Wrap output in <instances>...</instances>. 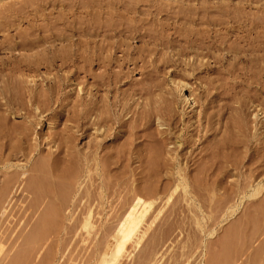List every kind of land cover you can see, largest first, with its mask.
I'll return each mask as SVG.
<instances>
[{
	"label": "rangeland",
	"instance_id": "1",
	"mask_svg": "<svg viewBox=\"0 0 264 264\" xmlns=\"http://www.w3.org/2000/svg\"><path fill=\"white\" fill-rule=\"evenodd\" d=\"M15 1H19L18 4ZM106 1L0 0V13L4 14L0 15V85L8 87L23 77H26L27 81L34 79L35 81L32 83L39 87L37 90L42 87L45 89L44 85L47 80L48 83L53 82L52 85H54V91L53 89L50 91L53 95L49 92V97L45 98L44 105L42 100L45 99L36 96L37 101L33 98V104L40 105L42 112L45 109L40 115L41 117L35 114L37 123H35L32 134L33 140H31L34 141L36 137L35 143L37 141L38 149L41 148L40 150L43 152L34 151L31 152L32 154H28V157L33 156L27 163V167L25 165V168L19 170V175V168H10L5 171L7 161L0 156V264H264V0H154L157 3L150 9L152 16L150 14L146 16L145 13L149 12L146 6L141 5L132 14L128 13L125 8L113 4L120 0H108L107 2L111 6ZM21 4L20 7L26 8L28 14L22 8L19 9L18 5ZM8 8L11 10L13 8V10ZM15 9H19V11L17 12ZM172 12L173 14H171ZM99 15L101 18L104 15L109 16L111 23L114 18L119 20L116 23L122 22V20L124 22L132 20V24L142 20L148 21L150 24L154 19L157 20L158 25L166 28V33L172 34L178 39L186 37L193 41V46L182 50L183 43L177 42L176 47L181 50H177V48L173 51L171 47L162 44L156 45L159 42H153L152 39V42L148 40V43L146 40L142 42L137 38L112 36L111 33L100 30L102 21L105 19L101 20L98 18ZM96 16L98 17L96 18ZM5 19L6 21H4ZM85 19H89L90 24L91 21L96 24L95 26L92 22L95 29L90 31L87 38L88 41H91L89 50L93 52L91 54L89 51L90 57L93 59L91 60L94 62L90 64L91 73L98 72V76L101 78L107 76L105 75L107 69L103 65L102 59L110 51H113L112 45L123 40L135 51L141 48L153 49L151 52L155 54L147 55L148 57H146L149 59L145 57L148 60L145 64L139 61L137 66L140 67H137L133 72L128 70L133 67L131 63H123L119 66L122 60L117 59L118 67L115 65L113 67L115 70H112L122 69L121 73L117 72L120 74L123 71L128 72L126 73L128 76H125L126 78H123L118 84L119 86L114 89L116 92L112 91L111 93V90L105 85H103V89L98 88L97 97L101 98L99 99L100 106L103 105L102 102L110 103L115 100L112 113L116 117L126 113L125 118L132 115L135 119L131 117L130 123H134L136 126L138 122L140 124L138 118L141 117L142 111L147 113L152 111L150 113L152 129L149 128L148 131L150 134L157 133L156 130L159 129L158 131L164 132H162L163 135L170 132L169 135H166L164 148L178 153V166L175 164L171 171L169 169V172H166L167 175L159 177L149 175L146 178L143 175L144 178H142L143 176L141 177L139 173L136 175V171L140 169L138 162L133 161L129 164L130 168H134L131 170H135L133 174L128 168L129 172L125 170L128 174L125 172H123L124 174L116 173L118 175L108 173L99 178L94 173L95 170L92 171L95 166L92 161L93 155L89 162L90 165L92 161V166H86L85 161L82 160L81 150L78 149L87 147L85 146L87 143H91L90 146L95 147L94 143L103 138L102 132L96 134L93 128H91L89 136L81 135L79 126L71 120L75 114L78 115L79 109L82 107L79 103L80 97L75 96L79 91L80 94L82 93L78 89L87 86L92 89L95 82L91 77L89 82H85L81 72L86 67V63L81 57L82 62L79 56L81 52L83 53L84 45L82 44L86 40L81 36L80 22L82 23ZM77 27L79 28L77 29ZM46 28L47 31H45ZM33 31H35V35L32 34ZM177 33L178 36H176ZM50 38L56 41L54 42ZM19 40L25 41L30 44L29 46L33 45V50L25 48L28 46L27 44H24L25 47L22 46L23 43H20ZM15 41L20 45L12 46ZM47 48L51 50L49 51L50 54L52 53L51 55L47 52ZM63 50L67 51L66 54ZM32 51H34L33 54ZM75 51L77 52L75 53ZM58 52L63 56L58 55ZM158 53L166 55L168 58L172 56L171 59H175V62L170 61L164 66L165 69L160 67L161 70L156 71L151 60L158 57ZM115 54L116 58H119L122 53L117 50ZM133 55L136 57V53ZM98 57L103 58L99 59ZM94 58L98 62H95ZM61 59L64 61L60 62ZM34 61L37 62L35 65ZM62 62L64 70H62V66L60 70L65 71L69 79L71 78V82L69 81L71 84L68 82L71 86L68 85L69 87L66 86L61 91H55L56 84H54V79H51L55 75L57 79L58 74H62L58 67L60 65L58 63ZM149 62L151 63L149 64ZM15 63H31L33 70L22 67L23 71H20ZM97 63L103 65L105 71L101 66H97ZM140 63L143 65L141 66ZM53 64L55 67H52ZM79 65H82L81 69H79ZM10 66L14 67V70L17 67L18 70L14 71ZM46 66L51 69H47ZM152 69L156 72H154L155 74L151 71ZM68 70H70L69 73ZM100 70L105 73L99 72ZM145 71L146 73H143ZM22 80L26 82L25 78ZM138 82H142L139 84L141 87L144 85L146 87L141 89L140 86H137ZM85 83L89 84L86 86ZM180 83L182 85L184 83L182 90H180ZM20 86H24V84ZM135 88L137 91L134 90L132 94L131 92ZM71 90L74 94L69 93L70 96H73L67 98V91ZM84 91L86 90L84 89ZM125 93L128 94L127 97H123ZM25 95L26 93L23 95L22 101L28 99ZM183 95H190L194 102L184 101ZM113 96L114 99H112ZM231 98L233 99L231 100ZM47 100H49L50 109L45 108ZM78 100L79 105L77 104ZM126 101L129 111L123 108ZM104 109L102 111L106 112ZM132 110L138 114H133ZM202 112H206V114ZM68 114L70 118L72 117L69 119L70 121L64 119L69 117ZM171 114L174 115V120H172ZM206 117H210V119H206ZM21 119L22 116L19 115L14 118L13 122L20 123ZM190 125L192 127H189ZM169 128L171 129L169 130ZM239 128L240 132L246 133V135H240ZM118 129L119 127L116 125L114 132H117ZM208 131L209 133H207ZM173 132L175 133L173 134ZM191 132H194V135ZM212 132H216L218 140L225 134L223 141L226 140L227 146L223 156L219 154L222 158L221 166L223 163V167L220 169L222 172H217L218 176L214 173V176L208 177L203 175V168H205L203 162L201 163L200 160L194 163L186 161L185 157L189 155L191 149L185 140L193 138L192 143H195L192 145L193 154L199 157V151L206 143L201 142L199 137L204 133L211 134ZM110 135L106 138L105 144L110 143L111 137H113L112 133ZM189 136L191 137L189 138ZM42 137L44 138L42 139ZM66 137L70 142L72 141L70 144L67 143L69 141ZM232 139L233 141H231ZM239 140L240 142H238ZM149 141L141 142L139 147L143 145L145 151L147 148L148 150L156 148V143ZM23 146L27 147L26 144ZM91 147L88 149L94 150V147ZM72 149L75 151V155L74 153L71 155ZM228 149L239 150L233 154L234 151ZM168 150H165L164 155L170 157ZM47 152L49 153L47 154ZM50 152H54L53 155L46 157L45 154L49 155ZM77 152L80 154H76ZM220 153L223 152L220 151ZM227 157H229V161L225 160ZM26 158L19 154L12 161L16 164L17 162L25 164ZM42 158H45V161ZM33 161L35 162L32 163ZM47 167L48 172L46 171ZM38 168L43 170H39L41 175ZM199 168L202 173H200L201 170L198 172ZM175 169L180 170V175L175 173ZM12 170H16V172H12ZM72 170L73 172L67 175V172L70 173ZM85 170H89L88 173ZM223 170H229L228 174ZM254 170L256 171L254 172ZM44 171L45 173H43ZM164 185H166L165 190ZM257 185L261 186L258 187L260 190L258 189L256 195L251 197L250 194L254 188H257L255 187ZM143 187L144 189H142ZM29 189L34 191L31 192Z\"/></svg>",
	"mask_w": 264,
	"mask_h": 264
},
{
	"label": "bare ground",
	"instance_id": "2",
	"mask_svg": "<svg viewBox=\"0 0 264 264\" xmlns=\"http://www.w3.org/2000/svg\"><path fill=\"white\" fill-rule=\"evenodd\" d=\"M22 1V0H21ZM41 1V0H40ZM108 1V0H107ZM106 1V2H107ZM16 2V1H15ZM17 2H19V1H17ZM16 2V3H17ZM24 2V1H23ZM22 2V3H23ZM28 2V1H27ZM33 2V1H32ZM44 2V1H43ZM94 2V1H93ZM100 2V1H99ZM105 2V3H106ZM107 3H109V2H107ZM156 1H154V0H143V1H136V0H131V1H116L115 3L113 2V4H115V5H117V7H123V9L125 8V10L129 13V12H131L132 14L134 13V12H136V10H137V8L138 7H140L141 5L142 6H146L147 8H148V11L149 12H146L145 14H146V16H148L149 14L151 15V13H152V11L150 10L151 8H153V7H155L156 6ZM15 4V3H14ZM13 4V5H14ZM18 4V3H17ZM16 4V5H17ZM20 4V3H19ZM24 4V3H23ZM12 5V4H11ZM101 5V4H100ZM104 5V4H103ZM109 5L111 6V4L109 3ZM158 5V4H157ZM5 6H6V4H5ZM8 6V5H7ZM20 6H22V4L21 5H18V7H20ZM32 6V5H31ZM109 6V7H110ZM2 7V6H1ZM11 7V6H10ZM15 7V6H14ZM80 7V6H79ZM158 7V6H157ZM22 7H20L19 9H21ZM25 8V7H24ZM76 8V7H75ZM5 9H7V8H5ZM9 9V8H8ZM19 9L17 10V9H15V10H17V12L19 11ZM23 9V8H22ZM26 9V8H25ZM25 9H23V10H25ZM121 9V8H120ZM165 9V8H164ZM3 10V9H2ZM9 10H11V9H9ZM12 10H13V8H12ZM11 10V11H12ZM22 10V11H23ZM124 10V11H125ZM147 10V9H146ZM8 11V10H7ZM22 11H21V13H22ZM170 11V10H169ZM6 12V11H5ZM25 12L27 13V10H25ZM143 12H145V11H143ZM158 12V11H157ZM10 13V12H9ZM16 13V12H15ZM20 13V14H21ZM101 13V12H100ZM106 13V12H105ZM154 13V12H153ZM1 14H3V12L2 13H0V15ZM12 14V13H11ZM19 14V15H20ZM28 14V13H27ZM148 14V15H147ZM171 14H173V12L171 13ZM4 15V14H3ZM22 15V14H21ZM102 15V14H101ZM107 15V14H106ZM109 15V14H108ZM141 15V14H140ZM153 15H155V14H153ZM15 16V15H14ZM18 16V15H17ZM31 16V15H30ZM152 16V15H151ZM5 17H7L6 15H5ZM90 17V16H89ZM98 16H96V18H97ZM105 20H103L102 21V29L100 28V30H104V32L106 33V32H108V33H111L112 34V36L113 35H118V36H124L125 38H137V39H139V41H150V42H152V40H154L153 42H159V43H157L156 45H158V44H162L163 46H167V47H171V49L174 51V50H176L177 48V50H179L180 48L179 47H176V43L177 42H181V43H183L182 45V50H185V49H189V48H192V46H193V41H191L190 39H187L186 37L185 38H183V39H178L177 37H175V36H172V34H168V33H166V28L165 27H163L162 25H158L157 24V20H154L153 19V21L152 22H150V24L148 23V21H141V22H137V23H134V24H132V20H131V22L129 21V22H124V20H122V22L120 21L119 23H116V22H118L119 20L118 19H115L114 18V20L112 19V23L109 21L110 19H109V16H102ZM110 17H111V15H110ZM129 17V16H128ZM1 18H3V17H1ZM11 18V17H10ZM48 18V17H47ZM88 18V17H87ZM93 18H95V17H93ZM98 18H101V16L99 15V17ZM103 18H101V20L103 19ZM118 18H120V17H118ZM134 18V17H133ZM124 19V18H123ZM148 19V18H147ZM159 19V18H158ZM9 20V19H8ZM48 20V19H47ZM51 20V19H50ZM60 20V19H59ZM85 20H88V21H85ZM85 20H83V22L81 23L80 22V33L82 34L81 36H83V37H85V40L86 41H84V44H82V45H84V48H83V53L81 52V55L79 56L80 57V60L82 61V58L84 59L83 61H85V63H86V67H84L82 70H81V72L83 73L82 75H83V77L85 78V82H89V78L91 77L92 79H93V81H95L94 83H93V81H92V83H93V85H94V87L92 88L93 89V91H92V89H90L91 87H88L87 86V84H89V83H85L86 84V88L85 87H83L86 91H84V89L82 88V89H78V90H81L82 91V93L80 94L79 92H77L76 94H75V96H79L80 97V102H79V100L77 101V104H78V102L79 103H81V108L79 109V112H78V115L77 114H73L74 116H73V118L71 119L70 118V116H69V114H68V116L69 117H67L66 115V117L67 118H64L65 120L67 119V121L69 120V119H71V120H73V121H75V123H76V125H78L79 126V130H81V135H84L85 137H87V136H89L90 135V130H91V128H93L94 129V131L96 132V134L97 133H101V135L103 136V138L100 140V141H96L95 143H94V145H95V147H94V150L92 149V150H89L88 148L89 147H91L90 146V144L91 143H87V145H85V146H87V147H84L83 149H85V150H83L82 148H80V149H78V150H81V153H82V157H83V161H85V165L86 166H92L91 164H93L92 163V161L94 162V165L95 166H93L92 168H93V170L92 171H94L95 170V174L97 175V176H99V178H101V177H104L105 175H107L108 173H110V174H116V173H118V174H120L121 172L123 173V172H125L126 174H128L125 170H127L128 168H130V166H129V164L131 163V162H133V161H135V162H138V165H139V168L138 167H135L136 169L138 168L139 170H137L136 171V175H138L137 173H139V175L142 177L143 175L145 176V178H146V176H149V175H156L157 177H159V176H161V175H167V173L166 172H169V171H171V169H173V166L175 165V164H177V166H178V163H177V161H179L178 159V153L175 151L174 152V150L172 151V150H168V149H165L164 147V145H165V139H167V136L166 135H169L170 134V132H168L167 133V131H166V133L167 134H165V135H163L162 134V132H160V131H158V130H156L157 131V133L156 132H153V133H151L150 134V132L148 131V130H150V129H152V127H151V123H152V116H151V112L150 113H147L146 111H142V113H141V117L140 116H138V117H140V118H138L137 116V118L138 119H140V124H139V122H138V124H137V126L134 124H131L130 123V119H131V117H132V115H130V117H129V115H128V117H126L125 118V115H126V113H124L125 115H123V114H119L117 117L114 115V113H112V108H113V106L115 105V103H113L114 101H111V99H110V103L109 102H102V104L104 105V107H105V109H104V107H103V105H101L100 106V104H101V102L99 101V99H101V98H98L97 97V93H98V91H99V89L98 88H102L103 87V85H105L106 86V88H109L110 90H111V93H112V91H115L114 89H116L119 85V83L121 82V80H123V78H126L125 76H128L126 73H128V72H122V74H120L121 73V70H117V71H119V72H117V71H113V70H115V69H113V67L116 65V64H118L117 62H118V60L119 59H121L122 60V63H120V65L119 66H121V64H132L133 65V67L132 68H127L130 72L132 71L133 72V70H135L137 67H140V66H137L138 65V62L139 61H141L143 64H145V62L147 61L148 62V60L147 59H149V58H147L148 56H150L151 54H153L151 51L153 50V49H143V48H141V49H138V50H133L128 44H126V42L125 41H123L122 40V42H119V43H117L116 45H112V49H113V51H108L109 52V54H107V56L104 58V59H102L101 57L99 58V59H102V63H103V65L106 67V69H107V71H105V67H103V65H100L99 63H97V66L99 65V67L101 66L103 69H104V71L106 72V74L105 75H107V76H105V77H103V78H101V77H99L98 75V72L97 73H95V74H92L91 73V63L93 62L92 60V58L90 57V52H91V54L93 53L91 50H89V49H91V48H89V44H90V42L91 41H88V38H87V35H89V33H90V31L91 30H93V29H95V26H96V24L93 22V21H91V24H90V22H89V19H85ZM97 20H99V19H97ZM100 20V21H101ZM118 20V21H117ZM135 20H136V18H135ZM185 20V19H184ZM4 21H6V19L4 20ZM49 21V20H48ZM82 21V20H81ZM95 24V26L93 25V23ZM99 22V21H98ZM103 22H104V24H103ZM114 22V23H113ZM124 22V23H123ZM135 22V21H134ZM8 23V22H7ZM51 23V22H50ZM130 23V24H129ZM99 24H101V23H99ZM159 24H160V22H159ZM3 25V24H2ZM94 27H93V26ZM98 25V24H97ZM6 26V25H5ZM9 26H10V21H9ZM36 26V25H35ZM46 26V25H45ZM177 26V25H176ZM4 27V26H3ZM53 27H54V25H53ZM99 27H100V25H99ZM159 27V28H158ZM1 28V27H0ZM5 28V27H4ZM52 28V27H51ZM79 27H77V29H78ZM76 29V30H77ZM7 30V29H6ZM32 30V29H31ZM39 30H41V29H39ZM51 30H53V29H51ZM97 30V29H96ZM45 31H47V28H46V30ZM44 31V32H45ZM79 32V31H78ZM35 33V31H33L32 32V34H34ZM79 33V34H80ZM41 34V33H40ZM110 34V35H111ZM180 34V33H179ZM35 35V34H34ZM107 35H109V34H107ZM195 35H197V34H195ZM26 36V35H25ZM29 36V35H28ZM42 36V35H41ZM44 36V35H43ZM42 36V37H43ZM117 36V37H118ZM176 36H178V33H177V35ZM181 36V35H180ZM185 36V35H184ZM17 37H18V35H17ZM33 37V36H32ZM61 37V36H60ZM20 38V37H19ZM46 38H48V37H46ZM67 38V37H66ZM87 38V39H86ZM224 38V37H223ZM45 39V37L43 38V40ZM49 39V38H48ZM51 39V38H50ZM53 39V38H52ZM51 39V40H52ZM56 39V38H55ZM84 39V38H83ZM121 39V38H120ZM152 39V40H151ZM213 39V38H212ZM10 40V39H9ZM22 40V39H21ZM25 40V39H24ZM103 40V39H102ZM192 40H195V39H193L192 38ZM216 40V39H215ZM7 41V40H6ZM12 41V40H11ZM20 41V40H19ZM26 41V40H25ZM23 42V41H20V43H23L22 44V46L24 45V44H27L28 46L27 47H25V45H24V47L25 48H29L30 50H33L32 48V46L33 45H31V46H29L30 44H28V43H26V42ZM46 41V40H45ZM44 41V42H45ZM52 41H54V39L52 40ZM56 41V40H55ZM54 41V42H55ZM58 41V40H57ZM59 41H61V40H59ZM82 41V40H81ZM118 41V40H117ZM149 41H148V43H149ZM199 41V40H198ZM203 41V40H202ZM201 41V42H202ZM10 42V41H9ZM28 42V41H27ZM31 42V41H30ZM41 43L43 42V41H40ZM195 42V41H194ZM216 42H219V41H216ZM222 42V41H221ZM20 43L19 42H14V44L12 45V46H18V44L20 45ZM56 43H58V42H56ZM63 43V42H62ZM104 43V42H103ZM146 43V42H145ZM147 43V44H148ZM213 43H215L214 41H213ZM45 44V43H44ZM43 44V45H44ZM60 45H61V43H59ZM68 44H69V42H68ZM199 44V43H198ZM11 45V44H10ZM76 45H77V43H76ZM154 45H155V43H154ZM233 45V44H232ZM39 46V45H38ZM38 46H37V48H38ZM56 46V45H55ZM66 46H67V43H66ZM91 46V45H90ZM106 46V45H105ZM196 46V45H195ZM215 46V45H214ZM20 47V46H19ZM24 47H23V49H24ZM50 47H51V45H50ZM71 47V46H70ZM92 47V46H91ZM22 48V47H21ZM35 48V47H34ZM68 48H69V46H68ZM98 48V47H97ZM100 48V47H99ZM98 48V49H99ZM101 48H102V44H101ZM100 48V49H101ZM17 49V48H16ZM15 49V50H16ZM28 49V50H29ZM36 49V48H35ZM34 49V50H35ZM50 49H52V48H50ZM14 50V49H13ZM28 50H26V52L28 51ZM29 50V51H30ZM60 50H62V49H60ZM65 50H66V48H65ZM65 50H63V52L65 51ZM117 50H119L122 54H121V56L119 57V58H116V54H115V51H117ZM181 50V49H180ZM12 51V50H11ZM25 51V50H24ZM28 51V52H29ZM40 51H41V48H40ZM44 51H46V49L44 48ZM49 51H51V50H49V48H47V52H49ZM58 51H59V49H58ZM90 51V52H89ZM98 51V50H97ZM104 51V50H103ZM162 51V50H161ZM33 52L34 51H32V54H33ZM56 52V51H55ZM61 52V51H60ZM60 52H58L59 54L58 55H60ZM63 52H61L62 54H63ZM66 52L67 51H65V54H66ZM77 51H75V53H76ZM106 52V51H105ZM105 52H104V55H105ZM45 53V52H44ZM101 53H102V51H101ZM136 53V57H133L134 55L133 54H135ZM157 53V52H156ZM49 54H50V52H49ZM52 54V53H51ZM50 54V55H51ZM61 54V55H62ZM79 54H80V51H79ZM78 54V55H79ZM155 54V53H154ZM153 54V55H154ZM60 55V56H61ZM70 55V54H69ZM75 55H77V54H75ZM97 55H99V53L97 52ZM96 55V56H97ZM133 55V56H132ZM148 55V56H147ZM55 56V55H54ZM53 56V57H54ZM63 56V55H62ZM65 56V55H64ZM67 56V55H66ZM92 56V55H91ZM95 56V55H94ZM147 56V57H146ZM31 57H32V55H31ZM59 57V56H58ZM72 57V56H71ZM82 57V58H81ZM147 59H146V58ZM22 58V57H21ZM34 58V57H33ZM64 58V57H63ZM75 58V57H74ZM151 58V57H150ZM171 58H172V56H171ZM170 57L168 58L166 55L164 56L163 54H159L158 53V57H156V58H153L152 60H151V62L153 63V68L154 69H156V71H159V70H161V68H163V69H165L164 68V66L165 65H167V63L168 62H170V61H173V62H175L174 60L175 59H171ZM59 59V58H58ZM92 59V60H91ZM118 59V60H117ZM146 59V60H145ZM196 59V58H195ZM38 60H39V58H38ZM56 60V59H55ZM70 60V59H69ZM73 60V59H72ZM94 60H95V58H94ZM14 61V60H13ZM61 61H64V60H60V62ZM80 61V62H81ZM82 61V62H83ZM91 61V62H90ZM98 62V60L96 59L95 60V62ZM65 62H67V61H65ZM74 62H75V60H74ZM77 62H78V60H77ZM151 62H149V64L151 63ZM177 62V61H176ZM7 63V62H6ZM12 63V62H11ZM35 63H37L36 61H34V65H35ZM49 63V62H48ZM94 63V62H93ZM92 63V64H93ZM204 63V62H203ZM5 64V63H4ZM14 64V63H13ZM16 64V63H15ZM44 64V63H43ZM57 64V63H56ZM58 64H60L58 67H59V70H60V68H61V66H62V70H64L63 68V62L62 63H58ZM57 64V65H58ZM75 64V63H74ZM77 64V63H76ZM82 64H84V63H82ZM142 64V65H143ZM6 65V64H5ZM16 65H18L17 67H19V69H20V71H23V69H22V67L23 68H25V69H31V70H33V65L31 64V63H27V64H22V63H18V64H16ZM38 65V64H37ZM78 65V64H77ZM96 65V64H95ZM140 65H141V63H140ZM141 65V66H142ZM174 65H176V64H174ZM65 66V65H64ZM80 66H82V65H79L78 67H79V69H81L80 68ZM84 66V65H83ZM6 67V66H5ZM16 67V68H17ZM35 67H37V66H35ZM40 67V66H39ZM38 67V68H39ZM47 67V66H46ZM52 67H55L54 66V64H53V66ZM68 67V66H67ZM77 67V66H76ZM78 67H77V69H78ZM94 67V66H93ZM98 67V68H99ZM116 67H118L117 65H116ZM145 67V66H144ZM147 67V66H146ZM145 67V68H146ZM161 67V68H160ZM178 67V66H177ZM10 68H12V70H14V67H11L10 66ZM15 68V70L14 71H16V70H18V68L16 69ZM50 67H47V69H49ZM160 68V69H159ZM2 69H4V68H2ZM1 69V70H2ZM22 69V70H21ZM51 69V68H50ZM113 69V70H112ZM119 69V68H118ZM144 69V68H143ZM150 69V68H149ZM154 69H152L151 71L154 73L155 71H154ZM162 69V70H163ZM177 69V68H176ZM30 70V71H31ZM35 70V69H34ZM4 71V70H3ZM2 71V72H3ZM9 71L11 72V70L9 69ZM61 71V70H60ZM36 72V71H35ZM62 72V71H61ZM68 73L70 72V70H68L67 71ZM78 72H80V71H78ZM92 72H93V70H92ZM99 72H101V70L99 71ZM103 72V71H102ZM101 72V73H102ZM105 72H103V73H105ZM140 72H142V71H140ZM1 73V72H0ZM143 73H146V71L145 72H143ZM148 73V75H149V71L147 72ZM156 73V72H155ZM154 73V74H155ZM157 73H160V72H157ZM76 74V73H75ZM97 74V75H96ZM6 75V74H5ZM74 75V74H73ZM97 76H98V78H97ZM100 76H103V75H100ZM53 77V76H52ZM51 77V78H52ZM56 77V75L54 76V78H50L51 80H53L54 79V84H56L55 86H56V88H55V91H61L63 88L65 89V87L66 86H68L69 85V83L71 82L70 81V79H69V76L68 75H66V73H65V71L64 72H62V74H58V76H57V79L55 78ZM70 77H72V76H70ZM23 78H25L26 79V82L25 81H23L22 79ZM21 80H16L13 84H12V82H10L12 85H10V86H4L3 84H2V86L0 85V152H1V154H0V156L2 157V159H4L5 161H7L6 163V165H5V171H6V169H10V168H19L18 169V171L22 168H25V165H26V167H27V163L28 162H30V160H31V158H32V156L33 155H31V156H29L28 157V154H30L31 152H34V151H37V153L40 151H42V150H40V149H38V143H37V141H36V143H35V139H36V137H35V139H34V141H31V140H33L32 139V134H33V132H34V128H35V123H37V119H36V117H35V114H37L39 117H41L40 115H42V113L45 111V109H43L44 111L42 112V107L40 108L36 103L35 104H33V101H34V99L33 98H35L36 100H37V98H36V96L37 97H39L40 99H48V97H49V92L53 89V91H54V85H52L53 84V82L52 83H48V80H47V82H46V84L44 85V86H46V88L44 89V87H42L41 89H39V90H37L39 87H37V85H33V83H32V81H35L34 79L31 81V79H30V81H29V79H28V81L30 82V84L28 85V81H27V78L26 77H23ZM29 78H31V77H29ZM83 78V79H84ZM102 80H101V79ZM105 78V79H104ZM14 79H16V78H14ZM13 79V80H14ZM48 79V78H47ZM99 79V80H98ZM10 80V79H9ZM56 80V81H55ZM144 80V79H143ZM70 81V82H69ZM28 82V83H27ZM49 82H50V80H49ZM69 82V83H68ZM134 82H136V81H134ZM146 83V81H143V83ZM148 82V81H147ZM27 83V84H26ZM84 83V82H83ZM91 83V84H92ZM131 83V82H130ZM130 83H129V85H130ZM137 83V82H136ZM140 83H142V82H138V87L140 86L139 84ZM1 84V83H0ZM21 84H24V86H20ZM32 84V85H31ZM34 84H36V82H34ZM71 84V83H70ZM125 84V83H124ZM181 84V83H180ZM39 86H40V84H38ZM42 85V84H41ZM142 85V84H141ZM148 85H150V84H148ZM178 85V84H177ZM69 86H71V85H69ZM68 86V87H69ZM90 86V85H89ZM133 87H134V85H132ZM145 87H146V85H144ZM144 86L143 87H141V89L142 88H144ZM151 87V86H150ZM182 87H184V83H183V85L181 84V86H180V90H182ZM186 87V86H185ZM130 88H132V87H130ZM137 88V87H136ZM136 88L135 89H133L132 90V94H133V91L135 90V91H137L136 90ZM148 89H149V87H147ZM103 89V88H102ZM108 89V90H109ZM138 89V88H137ZM65 91V90H64ZM69 91V90H68ZM67 91V96H66V93L64 94L67 98L70 96L69 95V93H71L72 92V90L70 91V92H68ZM139 91V90H138ZM26 93V95H25V97H27L28 99H25V100H23L22 101V98L24 97L23 95ZM76 92V91H75ZM116 92V91H115ZM122 93H123V91H121ZM120 92V93H121ZM222 91H220V93H221ZM51 93V92H50ZM53 93H55V92H53ZM57 93V92H56ZM55 93V94H56ZM130 93V92H129ZM135 93V92H134ZM182 93V92H181ZM223 93V92H222ZM71 94H74L73 92L71 93ZM51 95H53L52 93H51ZM116 95V94H115ZM122 95V94H121ZM207 95V94H206ZM220 95V94H219ZM64 96V97H65ZM71 96H73V95H71ZM70 96V97H71ZM127 97L128 96V94L127 93H125V95L123 96V97ZM130 96H131V94H130ZM225 96V95H224ZM52 98H53V96H51ZM65 97V98H66ZM55 98V97H54ZM76 98V97H75ZM24 99V98H23ZM46 99L45 100H42V102H43V105H44V102L46 101ZM56 99V98H55ZM54 99V100H55ZM79 99V98H78ZM112 99H114V96L112 97ZM122 99V98H121ZM127 99V98H126ZM130 99V98H129ZM210 99V98H209ZM222 99V98H221ZM233 98H231V100H232ZM52 100V99H51ZM75 100H77V98L75 99ZM106 100V99H105ZM183 100L184 101H187L188 103H192V102H194V99H192L191 98V96L189 95H183ZM38 101V100H37ZM48 101L49 100H47V103L45 104V105H47V107H45L46 109L48 108V109H50V105H48ZM53 101V100H52ZM102 101V100H101ZM124 101V100H123ZM128 101V100H127ZM127 101H126V103L123 105V108L124 109H127V111H129L128 110V106L126 107V104H127ZM220 101V100H219ZM223 101V100H222ZM222 101H220V102H222ZM99 102H100V104H99ZM227 102V101H226ZM55 103V102H54ZM130 103V102H129ZM223 103H225V102H223ZM230 103V102H229ZM76 104V105H77ZM114 104V105H113ZM117 104V103H116ZM226 104V103H225ZM33 105H35V106H33ZM42 105V104H41ZM79 105V104H78ZM122 105V104H121ZM221 105V104H220ZM226 105H228V103L226 104ZM206 106V105H205ZM31 107H33L34 109H32ZM100 107H103L102 109L100 108ZM203 107H204V105H203ZM222 107V106H221ZM79 108V107H78ZM206 108V107H205ZM205 108H203V109H205ZM104 109V111H106V112H103L102 110ZM78 110V109H77ZM133 110H134V108H133ZM132 110V111H133ZM149 110V109H148ZM20 111H23V112H20ZM18 112H20L19 114H18ZM76 112V111H75ZM244 112V111H243ZM118 113V112H117ZM202 113H205L206 114V112H202ZM133 114H138L136 111H133ZM20 115V117L22 116V122L20 121V123H16V122H13V120H14V118H17L18 116ZM203 115V114H202ZM245 115V114H244ZM256 115V114H255ZM72 116V115H71ZM127 116V115H126ZM135 116V115H134ZM204 116V115H203ZM154 117V116H153ZM122 118H125V119H122ZM133 118V117H132ZM136 118V119H137ZM171 118H173L172 120H174V115H172L171 114ZM12 119V120H11ZM133 119H135V118H133ZM189 119V118H188ZM206 119H210V117H206ZM242 119V118H241ZM132 120V119H131ZM70 121V120H69ZM175 121H176V118H175ZM210 121V120H209ZM247 121V120H246ZM72 122V121H71ZM107 122H108V124H107ZM177 122V121H176ZM238 122V121H237ZM245 122V121H244ZM104 123V124H103ZM161 123V122H160ZM239 123H241V122H239ZM173 124H174V122H173ZM193 124V123H192ZM247 124V123H246ZM74 125V124H73ZM116 125L119 127V129H118V131L117 132H114V128L116 127ZM162 125V124H161ZM227 125V124H226ZM236 125V124H235ZM213 126V125H212ZM239 126H240V124H239ZM248 126V125H247ZM73 127V126H72ZM77 127V126H76ZM104 127H106V128H104ZM189 127H192L191 125L189 126ZM196 127V126H195ZM211 127V126H210ZM150 128V129H149ZM214 128V127H213ZM227 128V127H226ZM228 128H230V127H228ZM233 128V127H232ZM241 128V127H240ZM239 128V129H240ZM246 128H249V127H246ZM245 128V129H246ZM171 128H169V130H170ZM186 129H188V128H186ZM208 129V128H207ZM238 129V130H239ZM243 129V128H242ZM111 130V131H110ZM113 130V131H112ZM154 130V129H153ZM211 130V129H210ZM209 130V131H210ZM70 131H71V128H70ZM145 131V132H144ZM148 131V132H147ZM172 131V130H171ZM209 131L207 132V133H209ZM219 131V130H218ZM230 131V130H229ZM241 131V129L239 130V134L241 135V134H245L246 135V133H241L240 132ZM245 131V130H244ZM69 132V131H68ZM72 132V131H71ZM70 132V133H71ZM143 132V133H142ZM204 132V131H203ZM202 132V133H203ZM214 132V131H213ZM211 133V134H206V133H204V134H202L200 137H199V140H201V142H206L204 145H202V147H201V149H200V151H199V154H200V156L199 157H196L197 155H195V154H193L194 153V149L192 148V145H194L195 143L193 142L192 143V141H194V140H192V139H187V140H185V142H188L187 143V145L189 144V146H190V153H189V155H187L185 158H186V161L187 162H192V163H194V162H196L197 160L199 161H201V163L203 162L204 163V167L205 168H203V175L205 174L206 176H208V177H210V176H214L215 174L217 175V172H219V171H221L220 169H221V167H223V163H222V166H221V161H222V158H221V156L219 155V154H224V149H226V140L224 139V141H223V136L225 135H220L222 138L220 139V140H218V139H216V138H218V137H216L217 135H216V132L215 133ZM226 132H227V130H226ZM233 132V131H232ZM235 132H237V131H235ZM110 133H112V136L113 137H111V140H110V143L109 144H105L104 142H105V140H106V138L107 137H109V135H110ZM149 133V134H148ZM155 133V134H154ZM164 133V132H163ZM175 132H173V134H174ZM194 133V132H193ZM192 132H191V134L192 135H194ZM238 133V132H237ZM71 134H73V133H71ZM187 134V133H186ZM231 134V133H230ZM234 134V133H233ZM74 135V134H73ZM95 135V134H94ZM232 135V134H231ZM68 136V135H67ZM75 136V135H74ZM98 136V135H97ZM111 136V135H110ZM219 136V135H218ZM227 136V135H226ZM73 137V136H72ZM100 137V136H99ZM169 138L168 139H170V136H168ZM187 137V136H186ZM191 136H189V138H190ZM232 137V136H231ZM235 137V136H234ZM239 137V136H238ZM34 138V137H33ZM44 137H42V139H43ZM68 137H66V139H67ZM74 138V137H73ZM95 138V137H94ZM69 139V138H68ZM67 139V140H68ZM75 139V138H74ZM92 139V138H91ZM234 139V138H233ZM233 139L231 140V141H233ZM239 139H240V137H239ZM67 140H66V142H67ZM88 140H89V137H88ZM147 141V140H150L151 142L153 141V142H155L156 143V148L153 150V149H151V150H148V148H147V151H145V149H144V147H143V145H142V147H139L141 144V142H143V141ZM184 140V139H183ZM69 142H67V143H71L70 142V140H68ZM74 141V140H73ZM149 141V142H150ZM235 141V140H234ZM241 141H243V140H241ZM40 143H41V141H39ZM48 142V141H47ZM184 142V141H183ZM184 142V143H185ZM196 142V141H195ZM199 142V141H198ZM238 142H240V140L238 141ZM238 142H236V143H238ZM244 142L246 143V141L244 140ZM74 143V142H73ZM23 144H26L27 145V147L26 146H23ZM42 144V143H41ZM75 144V143H74ZM180 144V143H179ZM145 145V144H144ZM66 146V145H65ZM76 146V145H75ZM179 146V145H178ZM229 146V145H228ZM233 146V145H232ZM231 146V147H232ZM239 146V145H238ZM237 146V148H239V149H241L240 147H238ZM29 147V148H28ZM67 147H69V146H67ZM66 147V148H67ZM93 147H91V148H93ZM146 147H147V145H146ZM153 147V146H152ZM173 147V146H172ZM235 147V146H234ZM243 147V146H242ZM59 148V147H58ZM70 148V147H69ZM68 148V149H69ZM71 148H72V146H71ZM228 148H230V147H228ZM73 149L75 150L76 148H74V145H73ZM72 149V150H73ZM239 149H236V150H239ZM73 150V152H71V155H73L72 153H74L75 151ZM165 150L167 151L168 150V153H170V154H168L170 157H168V156H165L164 155V152H165ZM181 150V149H180ZM228 150H231V149H228ZM228 150H227V152H228ZM234 152H233V154H235V151L236 150H234V149H232ZM231 150V151H232ZM55 151V150H54ZM59 151V150H58ZM58 151H56V152H58ZM152 151V152H151ZM196 151V150H195ZM220 151L221 152H223V153H220ZM39 152V153H40ZM43 152V151H42ZM56 152H55V154H56ZM147 152V153H146ZM149 152V153H148ZM245 152V151H244ZM49 152H47V154H48ZM53 153L54 152H50V154L49 155H47V154H45V156L47 157V156H49V157H51V155H53ZM79 152H77L76 154H78ZM232 153V152H231ZM19 154H21V155H23V156H26L27 158H26V163L25 164H22V162H21V164H18V162H17V164L16 163H13V161H12V159H14V157H18V155ZM32 154V153H31ZM44 154H41V155H44ZM67 154V153H66ZM80 154V153H79ZM78 154V155H79ZM232 154V155H233ZM39 155V154H38ZM74 155H75V153H74ZM91 155H93V157H92V161H91V163H90V165H89V162H90V158H91ZM232 155H230V156H232ZM237 155V154H236ZM239 155V154H238ZM44 156V157H45ZM77 156V155H76ZM181 156V155H180ZM223 156V155H222ZM226 156H228V154H226ZM235 156V155H234ZM4 157V158H3ZM21 157V156H20ZM36 157V156H35ZM48 157V158H49ZM53 157V156H52ZM70 157H72V156H70ZM75 157V156H74ZM79 157V156H78ZM240 157V156H239ZM39 158V160H40V157H38ZM73 158V157H72ZM229 157H227V159H225V160H227V161H229V159H228ZM81 159V158H80ZM234 159V158H233ZM240 159V158H239ZM3 160V161H4ZM19 160V159H18ZM42 160H44L45 161V158H42ZM47 161H48V159H46ZM235 160V159H234ZM38 160L36 159V162H37ZM41 161V160H40ZM39 161V162H40ZM79 161H81V160H79ZM255 161V160H254ZM257 161V160H256ZM255 161V162H256ZM35 161H33L32 163H34ZM38 162V163H39ZM42 162V161H41ZM82 162V161H81ZM236 162V161H235ZM5 163V162H4ZM70 163V162H69ZM140 163V164H139ZM181 163V162H180ZM179 163V164H180ZM200 163V162H199ZM218 163H220V164H218ZM231 164V163H230ZM137 165V166H138ZM220 165V166H219ZM224 165H225V163H224ZM243 165V164H242ZM32 166H33V164H32ZM35 166H36V164H35ZM43 166V165H42ZM45 166V165H44ZM43 166V167H44ZM65 166V165H64ZM84 166V165H83ZM122 166H123V168H122ZM176 166V168H178ZM42 167V168H43ZM67 167H69V166H67ZM239 167V166H238ZM32 169H33V167H31ZM50 168V167H49ZM64 168V167H63ZM87 168V167H86ZM91 168V167H90ZM133 168V167H132ZM132 168H130V173L132 172V174H133V171H134V173H135V170H131ZM180 168V167H179ZM185 168V167H184ZM189 168V167H188ZM28 169V168H27ZM30 169V168H29ZM31 169V171H33ZM44 169V168H43ZM47 170V172H48V167L46 168ZM51 169H52V166H51ZM134 169V168H133ZM170 169V170H169ZM195 169V168H194ZM198 169V168H197ZM236 169H237V166H236ZM248 169V168H247ZM43 171V170H41V168L39 169L38 168V172L40 173V171ZM67 170V169H66ZM70 170V169H69ZM68 170V171H69ZM169 170V171H168ZM185 170V169H184ZM183 170V171H184ZM189 170H191V169H189ZM196 170V169H195ZM200 168H199V171L198 172H200ZM238 170V169H237ZM236 170V171H237ZM241 170V169H240ZM11 171V170H10ZM17 171V172H18ZM27 171V170H26ZM35 171V170H34ZM52 171V170H51ZM65 171V170H64ZM87 173H88V171L89 170H85ZM128 171V170H127ZM128 171V172H129ZM187 171V170H186ZM224 172L226 171L227 172V174H228V171L229 170H223ZM256 170H254V172H255ZM12 172H16V170L15 171H13L12 170ZM53 172V171H52ZM73 172V170L70 172V173H68L67 172V175H69V174H71ZM173 172V171H172ZM222 172V171H221ZM225 172V173H226ZM248 172V171H247ZM253 172V171H252ZM7 173H10V172H7ZM19 173H20V171L18 172V175H19ZM34 173V172H33ZM43 173H45V171L43 172ZM129 173V174H130ZM166 173V174H165ZM175 173H179V175H180V170L178 171V170H176L175 169ZM183 173V172H182ZM200 173H202V170H201V172ZM215 173V174H214ZM238 173V172H237ZM257 174H258V172H256ZM256 173H254V174H256ZM32 174V173H31ZM51 174V173H50ZM118 174H116V175H118ZM124 174V173H123ZM189 174V173H188ZM191 174V173H190ZM40 175H41V173H40ZM42 175H44V174H42ZM131 175V174H130ZM135 175V176H136ZM168 175H169V173H168ZM178 175V174H177ZM182 175V174H181ZM187 175V174H186ZM220 175V174H219ZM225 175V174H224ZM242 175V174H241ZM37 176V175H36ZM39 176V175H38ZM88 176V175H87ZM139 176V177H140ZM144 176L142 177V178H144ZM183 176V175H182ZM191 176V175H190ZM195 176V175H194ZM218 176V175H217ZM228 176H230V175H228ZM31 177V176H30ZM42 177V176H41ZM165 177V176H164ZM168 177V176H167ZM254 177V176H253ZM182 178V177H181ZM184 178V177H183ZM193 178V177H192ZM35 179V178H34ZM38 179V178H37ZM159 179V178H158ZM180 179V178H179ZM194 179V178H193ZM182 180H184V179H182ZM29 182V181H28ZM208 182V181H207ZM37 184V183H36ZM35 184V185H36ZM39 184V183H38ZM185 184V183H184ZM227 184V183H226ZM226 184H225V186H226ZM29 185V184H28ZM32 185V184H31ZM30 185V186H31ZM167 185V184H166ZM166 185H164L163 186V188L165 187L166 188ZM190 185V184H189ZM247 185V184H246ZM41 186V185H40ZM143 186V185H142ZM141 186V187H142ZM183 186V185H182ZM194 186V185H193ZM244 186V185H243ZM37 187H39V186H37ZM190 187V186H189ZM192 187V186H191ZM204 187V186H203ZM255 187H257V188H254L253 189V192L252 191H250V192H252L251 194H250V196L252 197V195H256L255 193H257L260 189V187L257 185V186H255ZM259 187V188H258ZM148 188V187H147ZM165 188H164V190H165ZM183 188H185V186H183ZM230 188V187H229ZM239 188V187H238ZM241 188V187H240ZM239 188V189H240ZM38 189V188H37ZM42 189V188H41ZM142 189H144V187L142 188ZM259 189V190H258ZM29 190H31V192L32 191H34V190H32V189H29ZM36 190V189H35ZM183 190V189H182ZM258 190V191H257ZM38 191H40V190H38ZM225 191V190H224ZM227 191V190H226ZM235 191V190H234ZM47 192V191H46ZM57 192V191H56ZM48 193V192H47ZM230 193V192H229ZM57 194H58V192H57ZM67 195V194H66ZM231 195V194H230ZM65 198H67V197H65ZM229 199V198H228ZM227 200V199H226ZM220 204V203H219ZM222 204V203H221ZM225 205V204H224Z\"/></svg>",
	"mask_w": 264,
	"mask_h": 264
}]
</instances>
